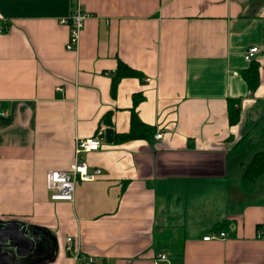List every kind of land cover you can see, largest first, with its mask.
Here are the masks:
<instances>
[{
  "label": "crops",
  "instance_id": "obj_1",
  "mask_svg": "<svg viewBox=\"0 0 264 264\" xmlns=\"http://www.w3.org/2000/svg\"><path fill=\"white\" fill-rule=\"evenodd\" d=\"M78 4L87 17L68 50L62 21ZM3 25L0 221L26 223L40 244L4 248L9 264H84L68 237L94 264H152L157 252L171 264H264V174L244 177L264 152V0H0ZM133 112L153 132L116 143ZM97 134L102 147L81 154L94 177L72 202L51 200L47 173L69 170L75 138ZM222 225L226 238L203 240Z\"/></svg>",
  "mask_w": 264,
  "mask_h": 264
},
{
  "label": "built area",
  "instance_id": "obj_2",
  "mask_svg": "<svg viewBox=\"0 0 264 264\" xmlns=\"http://www.w3.org/2000/svg\"><path fill=\"white\" fill-rule=\"evenodd\" d=\"M87 17L81 10L80 4H78L72 15L63 20L62 23H68L70 25V38L67 44V49L71 50L77 47L79 44L80 33L84 24V20ZM7 27L3 25L0 30H5ZM258 53L257 47L249 48L244 53V59L247 62H252ZM237 74V73H234ZM2 117H6L8 114L4 111L1 112ZM163 133H157L156 138H162ZM104 144L103 135H93L89 137H76L74 142V161L67 171L52 170L47 173L46 187L50 194V198L53 201H70L74 200V193L76 183L81 180H90L94 177V174L90 172L88 163L81 156L82 153H88L99 150ZM227 233L224 231H213L206 235L203 240L211 241L216 239L226 238ZM256 238L264 240V225L258 228L256 232ZM66 249L75 259V261H82L84 264H94L95 258L92 256H85L81 253L79 244L75 245L72 237L66 239ZM152 264H171L170 258L165 252H157L152 258Z\"/></svg>",
  "mask_w": 264,
  "mask_h": 264
},
{
  "label": "trees",
  "instance_id": "obj_3",
  "mask_svg": "<svg viewBox=\"0 0 264 264\" xmlns=\"http://www.w3.org/2000/svg\"><path fill=\"white\" fill-rule=\"evenodd\" d=\"M125 76L129 73L134 74V72L130 69H126ZM124 72V71H123ZM122 75V71L118 72V78ZM117 78V80H118ZM244 78L247 81L248 87L250 90L254 91L259 83V64L255 60L250 62V67L245 70ZM115 80L113 82V90L115 89V84L117 82ZM229 120L232 125H235L239 121V112L234 109V102H229ZM153 130L143 124L138 118L135 112L132 113L131 118V128L127 133H119L115 136V142L120 143L123 141H127L130 139H136L138 137H145L148 134H151ZM264 174V152L258 153L255 155L253 162L245 171L244 177L246 180H254L259 178ZM216 231H224V226H219L216 228Z\"/></svg>",
  "mask_w": 264,
  "mask_h": 264
},
{
  "label": "water",
  "instance_id": "obj_4",
  "mask_svg": "<svg viewBox=\"0 0 264 264\" xmlns=\"http://www.w3.org/2000/svg\"><path fill=\"white\" fill-rule=\"evenodd\" d=\"M105 140L107 143L113 141V129H106ZM38 241V235L31 231V227L26 223L17 220L0 221V264L10 263L8 254L3 251L4 248H15L20 252L19 255L35 253V250L40 247Z\"/></svg>",
  "mask_w": 264,
  "mask_h": 264
}]
</instances>
